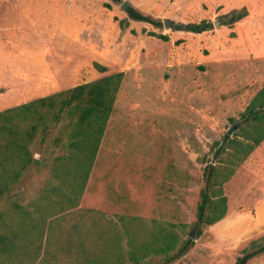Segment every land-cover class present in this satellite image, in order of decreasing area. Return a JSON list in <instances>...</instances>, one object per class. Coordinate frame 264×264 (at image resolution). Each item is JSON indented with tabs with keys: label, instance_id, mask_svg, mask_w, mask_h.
<instances>
[{
	"label": "rangeland",
	"instance_id": "374dc122",
	"mask_svg": "<svg viewBox=\"0 0 264 264\" xmlns=\"http://www.w3.org/2000/svg\"><path fill=\"white\" fill-rule=\"evenodd\" d=\"M259 14L264 0H0V112L123 73L81 207L176 224L193 245L173 264H235L264 235V141L223 185L225 217L203 227L196 209L214 142L264 87Z\"/></svg>",
	"mask_w": 264,
	"mask_h": 264
},
{
	"label": "trees",
	"instance_id": "16d2710c",
	"mask_svg": "<svg viewBox=\"0 0 264 264\" xmlns=\"http://www.w3.org/2000/svg\"><path fill=\"white\" fill-rule=\"evenodd\" d=\"M247 14L245 8L234 10L225 24ZM210 25L185 28L199 34ZM123 76L112 74L0 112V264H173L193 245L192 239L182 240L176 224L80 207ZM241 119L232 138L226 135L212 146L217 151L203 170L196 209L200 226L225 217L223 185L264 141V87ZM250 248L235 264L263 254L264 235Z\"/></svg>",
	"mask_w": 264,
	"mask_h": 264
},
{
	"label": "crops",
	"instance_id": "0c3cea01",
	"mask_svg": "<svg viewBox=\"0 0 264 264\" xmlns=\"http://www.w3.org/2000/svg\"><path fill=\"white\" fill-rule=\"evenodd\" d=\"M246 19L251 20V17L249 18V16H248V18H246ZM253 19H254V21H258V23H260L259 26L264 29V14L255 15ZM104 135H105V133H104ZM103 138H104V136H103ZM102 142H103V139H102ZM102 142H101V145H102ZM101 145H100L99 151H98V153L96 155V158H95L94 165L92 167L91 173H92V171H93V169H94V167L96 165V162H97V159H98V155H99V152H100V149H101ZM91 173H90V176H91ZM90 176H89V179H90ZM89 179H88V182H89ZM87 186H88V183H87ZM87 186H86V189H87ZM86 189H85V192H86ZM85 192H84L83 198L85 197ZM83 198H82V201H83ZM80 207H81V204H80ZM81 208H83V207H81ZM94 209H97V208H94ZM97 210H99V209H97ZM101 211H103V210H101ZM133 216H135V215H133ZM140 217H142V216H140Z\"/></svg>",
	"mask_w": 264,
	"mask_h": 264
},
{
	"label": "water",
	"instance_id": "95a60500",
	"mask_svg": "<svg viewBox=\"0 0 264 264\" xmlns=\"http://www.w3.org/2000/svg\"><path fill=\"white\" fill-rule=\"evenodd\" d=\"M127 5V2H124L123 3V8H125ZM172 24V22L170 21H164V26L166 28H169V26ZM174 28L176 29H181L182 27L181 26H174ZM239 124H234L228 131H227V135H232L234 131H236L238 128H239Z\"/></svg>",
	"mask_w": 264,
	"mask_h": 264
}]
</instances>
